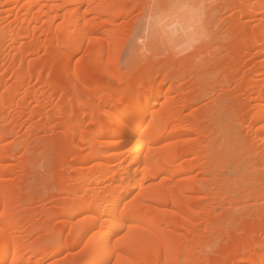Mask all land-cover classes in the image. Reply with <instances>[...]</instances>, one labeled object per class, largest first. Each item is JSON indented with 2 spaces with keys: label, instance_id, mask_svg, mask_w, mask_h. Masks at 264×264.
Segmentation results:
<instances>
[{
  "label": "bare ground",
  "instance_id": "obj_1",
  "mask_svg": "<svg viewBox=\"0 0 264 264\" xmlns=\"http://www.w3.org/2000/svg\"><path fill=\"white\" fill-rule=\"evenodd\" d=\"M135 13L170 51L123 67ZM5 234L7 264H264V0H0Z\"/></svg>",
  "mask_w": 264,
  "mask_h": 264
},
{
  "label": "rangeland",
  "instance_id": "obj_2",
  "mask_svg": "<svg viewBox=\"0 0 264 264\" xmlns=\"http://www.w3.org/2000/svg\"><path fill=\"white\" fill-rule=\"evenodd\" d=\"M202 8H204V6H202ZM147 18H149V17H147ZM145 18H143V19H138V14L137 13H135L133 16H131L130 18H129V20H128V22L130 21V22H132V23H130V24H128V25H133V24H135L134 25V27L133 26H130V28H128V30H124L123 32V36H121L120 38V41H118V44L116 45V49H115V57L117 58V60H118V63L121 65V66H123V67H128V66H130L131 64H138V63H140L142 60L144 61L145 60V58H149L150 57V61H154V60H156V59H162L163 58V52L165 53V54H168L169 53V51H170V49H168L169 47H168V45L166 46L165 44H164V42H162V40L161 39H158L157 38V31L158 30H156V28H158L157 26H156V28H155V24L153 25V23H154V20L152 21L153 23H148L149 22V19L148 20H144ZM152 20V19H151ZM150 20V21H151ZM135 21H137V23L135 22ZM141 23H140V22ZM135 22V23H134ZM148 24H147V23ZM140 24V26H138L137 27V25H139ZM154 26H152V25ZM145 25H147V26H145ZM157 25V24H156ZM147 27V28H146ZM154 28V29H152V28ZM138 28H140V29H138ZM148 28H149V30H148ZM150 28H151V31H150ZM143 29H145V30H143ZM131 30V31H130ZM140 31V32H139ZM133 32V33H132ZM143 33V34H142ZM130 34V35H129ZM136 34V35H135ZM140 35V36H139ZM144 37H143V36ZM159 35H160V31H159ZM158 35V36H159ZM136 36H138V37H136ZM134 38V39H132V38ZM131 38V39H130ZM138 38V39H137ZM150 38H152V39H150ZM155 38V39H154ZM159 38H160V36H159ZM135 40V41H134ZM143 40L144 42H147V48L145 49H143V51L145 52H143V51H141L142 49V45H143V43H141V41ZM153 40H154V42H153ZM161 40V41H160ZM159 42V43H158ZM140 44H142V45H140ZM146 44V43H145ZM149 44H151V46L149 45ZM164 44V45H163ZM136 45H138V46H136ZM157 45V46H156ZM163 46H165V47H163ZM136 47H138V48H140V49H137ZM168 47V48H167ZM161 48H163V50H167V53L165 52V51H162L161 50ZM179 48V50L177 49L176 50V48H175V51H180V49L182 48V46H179L178 47ZM136 49L139 51H136ZM149 49H151V51L149 50ZM154 49V50H153ZM153 50V51H152ZM135 51H136V53H135ZM146 51H147V53H146ZM149 51V52H148ZM155 51H156V53H155ZM134 52V53H133ZM144 54H143V53ZM151 52H152V54H151ZM161 52V53H160ZM133 53V54H132ZM139 53H140V55H139ZM141 53H142V55H141ZM148 53H149V56H147L148 55ZM154 53V54H153ZM145 54H147L146 56H145ZM162 54V55H161ZM133 55V56H132ZM145 57H144V56ZM157 55V56H156ZM160 55V57H158ZM138 56V57H137ZM141 56V57H140ZM155 56V57H154ZM137 58V59H136ZM137 60V61H136ZM140 60V61H139ZM105 79V78H104ZM110 81L109 79H105L104 81L106 82V81ZM107 81V82H108ZM108 83H110V82H108ZM112 83V82H111ZM112 84H114V81H113V83ZM168 88V85H165L164 86V89L166 90ZM241 245V241L240 242H238V245L237 246H240ZM60 246L61 245H58L57 246V248H60ZM73 252V251H72ZM60 257H62V255H55L54 256V259H59Z\"/></svg>",
  "mask_w": 264,
  "mask_h": 264
},
{
  "label": "snow or ice",
  "instance_id": "obj_3",
  "mask_svg": "<svg viewBox=\"0 0 264 264\" xmlns=\"http://www.w3.org/2000/svg\"><path fill=\"white\" fill-rule=\"evenodd\" d=\"M151 8L152 10H154L155 12H159L162 8L164 9H173L178 7V5L176 4H152L149 6H146ZM184 7H187L186 5ZM144 41L142 40L141 43H143ZM0 244H2L4 247H7L9 244V239L8 236L5 234L2 237H0ZM0 264H7V260L4 261H0Z\"/></svg>",
  "mask_w": 264,
  "mask_h": 264
}]
</instances>
